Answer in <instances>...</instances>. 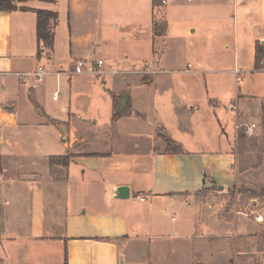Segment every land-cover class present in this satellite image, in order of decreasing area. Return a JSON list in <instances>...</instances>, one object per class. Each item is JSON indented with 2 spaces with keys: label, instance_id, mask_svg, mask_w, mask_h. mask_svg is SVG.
Segmentation results:
<instances>
[{
  "label": "crops",
  "instance_id": "1",
  "mask_svg": "<svg viewBox=\"0 0 264 264\" xmlns=\"http://www.w3.org/2000/svg\"><path fill=\"white\" fill-rule=\"evenodd\" d=\"M158 1L29 0L16 1L27 9L0 10V264H52L45 246L30 251L29 242L53 239L63 246L56 264H166V245L184 264H264L258 222L231 217L229 204L221 212L227 200H209L213 192L226 198L236 183V126L249 125L250 111L256 131L264 120V71L255 70L264 0ZM38 9L59 14L52 57L38 56ZM156 22H166L163 35ZM189 54L197 67L178 72ZM96 55L128 68H117L123 79L106 100L110 122L94 121L90 137L70 114L74 95L92 94L87 78L71 72ZM40 67L42 81L21 75ZM237 68L251 82L238 84ZM62 76H73L69 101L48 107L45 84ZM231 98L229 126L216 106ZM119 186L128 197L116 198ZM54 201L62 216L72 212L57 234ZM204 228L216 233H194Z\"/></svg>",
  "mask_w": 264,
  "mask_h": 264
},
{
  "label": "rangeland",
  "instance_id": "2",
  "mask_svg": "<svg viewBox=\"0 0 264 264\" xmlns=\"http://www.w3.org/2000/svg\"><path fill=\"white\" fill-rule=\"evenodd\" d=\"M67 17L65 15H62V20L63 22L66 21ZM153 52V50H152ZM177 53V51H173L170 56H174ZM157 55L155 57V60L152 62H156L158 60ZM103 58H100V55H96L95 59L93 61H98L99 59L106 60L107 65L105 66L106 74L103 75H93V74H79L82 75L83 77L87 78L86 83H83V86H87V88L90 89L92 96L88 97L86 93H81L73 96V100L71 103V109H72V114L71 116H75L76 120V127L78 131L83 132V128L85 125L84 130L89 132V136H91L92 132H95L97 129L96 125H94V121L100 120V125L102 123H109V112H110V105L106 106V100H110L112 97V93L115 91V86L113 85V82L117 81L120 82L123 78L121 74H113L110 72V65L111 62H115L114 59L110 58V61L106 58V56H102ZM190 54L187 59H182L179 65L177 66V69H179L178 72L180 73H185L187 69L189 68H195L197 67L195 64L192 63V59H190ZM91 60V59H88ZM151 61V60H150ZM147 61L142 62V64H136V67L140 68H145L147 66V63L150 62ZM153 63V64H154ZM188 63L191 64V66H188ZM109 64V65H108ZM132 65L131 67H133ZM153 66V65H152ZM116 68H119V70H125V68H128L127 65H119L118 67L115 65ZM221 67V66H219ZM66 68V67H65ZM210 76V75H207ZM215 76V75H214ZM224 76H228L233 81V86H235L236 80L234 75L230 74H224ZM251 74L247 73L246 77L247 80H241L238 82V84L241 85H247L253 78L250 77ZM73 76H62L61 80H59V83H57L56 79H50L48 83L45 84V90H44V95H43V100L48 104L49 106L58 104L60 106L61 103H68V90H69V85H70V78ZM207 77V79H214ZM59 90L57 98H59L58 101H53V95L55 90ZM111 90V91H110ZM167 90H164L163 95H165V92ZM129 95V92H127ZM264 93V92H263ZM74 94V93H73ZM132 101L135 100L136 93H132ZM213 97V96H211ZM139 97H136V99ZM228 99V98H227ZM232 98L229 100H225L223 102H220L219 100V106H216V108L226 115V123L229 124V126L234 124L235 117H234V112L231 110H227L229 105L231 104ZM111 101V100H110ZM62 105V104H61ZM68 105V104H67ZM109 107V108H108ZM100 109V113L96 114L97 109ZM109 111V112H108ZM62 112H58V114H61ZM65 115V114H64ZM69 116V115H68ZM138 120H143L138 119ZM256 120L254 118V114L250 111L249 115L247 117V123L251 124ZM142 124L145 125V123L142 122ZM260 126L255 130V135L253 136H245L243 138L242 133L245 131V126L238 127L242 128L239 132H237L238 137H237V142L238 145H235V150L238 153V157L236 159V162L234 164V173L236 174V183L234 187L232 188L231 191H229L228 196L226 198H222L223 196L221 194H217L213 192L212 196H210L209 200H216V201H222V199L227 200V202L224 203L223 207L221 208V212H225V204H229L231 206V209L233 212L230 213L231 217H235L238 212L242 213H247L252 219H255V216L257 214H262L264 218V120H261L259 122ZM94 136V135H93ZM204 197H207L208 194L207 192L204 191ZM54 208H53V219H54V225H53V232L54 234L60 233L62 230H66V228L69 227L70 225V215L72 212L66 216H62L61 210L57 209L55 205L57 206L56 202L54 201ZM80 211V210H79ZM171 213L170 212L167 214L169 218H171ZM244 216V214L240 215ZM179 219L181 217L179 216ZM254 223H256L254 221ZM253 223V225H254ZM255 231L256 233L261 235V238H264V220L261 223H256L255 224ZM206 231H199L197 229L194 231L200 232V233H216V230H207L204 228ZM192 232V231H191ZM234 227H230L226 233H234ZM198 234V233H197ZM175 240V239H174ZM177 240V239H176ZM179 240H182L181 238ZM187 242H192V237L189 239ZM37 243L32 244V243ZM30 251H35L37 252L39 250V245H43L47 248L49 251V254L51 253V263L56 264L59 261V255L61 256V251H62V244L57 241L56 239H53L49 242L46 243H39L36 241H30ZM17 243H12L13 247H16ZM171 250H169L168 246L166 245L164 247L162 256L163 260L166 262V264H184L185 258H179V257H172L171 256ZM59 253V254H58ZM62 258V257H61Z\"/></svg>",
  "mask_w": 264,
  "mask_h": 264
},
{
  "label": "trees",
  "instance_id": "3",
  "mask_svg": "<svg viewBox=\"0 0 264 264\" xmlns=\"http://www.w3.org/2000/svg\"><path fill=\"white\" fill-rule=\"evenodd\" d=\"M17 2H27L29 0H16ZM13 0H0V10H14V9H27V7H19L17 2ZM46 2H54V0H43ZM159 1L154 0V3L157 4ZM37 13V36H38V56H48L52 57L55 47V29L59 22V14L56 11L47 10V9H38ZM167 24L166 22L155 23L154 33L156 35H163L165 33ZM264 61V44L258 42L256 45V65L255 68H259L261 61ZM170 141V140H169ZM171 147L175 148L176 151H181L180 146L175 144H170ZM62 159L63 164L65 165L68 161L67 157L57 158L54 157V160ZM1 212V206H0ZM67 264V263H65Z\"/></svg>",
  "mask_w": 264,
  "mask_h": 264
},
{
  "label": "built area",
  "instance_id": "4",
  "mask_svg": "<svg viewBox=\"0 0 264 264\" xmlns=\"http://www.w3.org/2000/svg\"><path fill=\"white\" fill-rule=\"evenodd\" d=\"M163 5L168 4L169 2L173 0H160ZM107 65L106 60L99 59L98 61H89L85 59H78L74 63V69L72 70V74H93V75H103L106 74L105 66ZM109 65V64H108ZM256 71H264V61H261L260 67L255 68ZM110 72L113 74H119L120 71L114 66L110 65ZM235 74L238 80H243L246 78V71L242 69H235ZM24 79H35L36 81H42L44 77L46 76V71L43 67H40L35 72H25L21 74ZM59 92H56L54 99H57V95ZM236 127H239L237 125ZM245 134L248 136L255 135V130L257 125L255 123L252 124H246L245 125ZM264 218L262 214H257L255 216V221L258 223L263 222Z\"/></svg>",
  "mask_w": 264,
  "mask_h": 264
},
{
  "label": "water",
  "instance_id": "5",
  "mask_svg": "<svg viewBox=\"0 0 264 264\" xmlns=\"http://www.w3.org/2000/svg\"><path fill=\"white\" fill-rule=\"evenodd\" d=\"M128 96H124L121 100L120 106H119V111L121 112L127 102ZM220 189H223V186H220ZM116 198H126L128 197L129 193V187L128 186H119L116 188ZM123 264V262H122Z\"/></svg>",
  "mask_w": 264,
  "mask_h": 264
}]
</instances>
